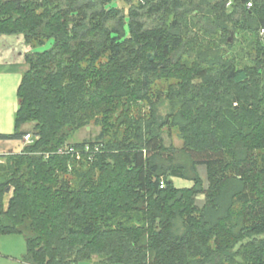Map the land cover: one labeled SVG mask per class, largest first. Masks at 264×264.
Returning <instances> with one entry per match:
<instances>
[{"label": "trees", "instance_id": "obj_1", "mask_svg": "<svg viewBox=\"0 0 264 264\" xmlns=\"http://www.w3.org/2000/svg\"><path fill=\"white\" fill-rule=\"evenodd\" d=\"M261 29L264 0H0V36L50 41L0 134L33 136L0 154V236L31 264H264Z\"/></svg>", "mask_w": 264, "mask_h": 264}, {"label": "crops", "instance_id": "obj_2", "mask_svg": "<svg viewBox=\"0 0 264 264\" xmlns=\"http://www.w3.org/2000/svg\"><path fill=\"white\" fill-rule=\"evenodd\" d=\"M33 50H38V48L32 49L25 44L22 35L0 36V134L13 132V119L18 107L17 86L22 73L27 69L25 55ZM25 125L22 129L27 130ZM13 142L12 139L0 138V154L15 151L12 147ZM176 178L178 177L172 178L174 184ZM178 183L180 185L175 184L176 187L192 185V182L188 180H179ZM19 234L11 233L0 236V264H31L25 258V239Z\"/></svg>", "mask_w": 264, "mask_h": 264}, {"label": "rangeland", "instance_id": "obj_3", "mask_svg": "<svg viewBox=\"0 0 264 264\" xmlns=\"http://www.w3.org/2000/svg\"><path fill=\"white\" fill-rule=\"evenodd\" d=\"M26 44V43H25ZM28 45V44H27ZM50 45V41L49 42H47L45 45H44V47H48ZM30 46V45H29ZM44 47H38V50H41V49H43ZM25 125V124H24ZM31 124H29V123H27L26 125H25V127H27V129H30L31 128V126H30ZM100 130H101V127H100V125H96V124H94V123H90V124H88V125H85V126H83V127H81V128H79L78 129V131H76L72 136H71V138L69 139L70 141H72V142H78V141H82L83 139H94L97 135H98V133L100 132ZM165 140H166V143H173V145L175 146V147H179L180 145H181V140L178 138V136H177V133H176V128L174 129H172L171 130V136L170 137H168L167 136V134L165 133ZM23 142L22 141H18V140H14V142H13V148H14V150L15 151H18L19 150V147L21 146V144H22ZM20 145V146H19ZM22 147V146H21ZM21 149V148H20ZM2 159H0V161H1ZM199 172H200V174H201V176L204 178V175H205V169H204V167L203 166H200L199 167ZM179 180H183V181H185V180H187V179H183V178H176V180H174L175 181V184L177 185H180L178 182H179ZM205 180V179H204ZM188 181H190V180H188ZM205 184H206V182H205ZM10 197V193H7L6 194V196H5V202H7V200H8V198ZM203 199H204V197H203V195H199L198 197H197V200H196V203H197V205L198 206H201L202 205V203H203ZM19 234V233H18ZM19 235H21V236H23L22 234H19ZM79 264H91L89 261H82V262H80ZM111 264H125V263H122V262H114V263H111Z\"/></svg>", "mask_w": 264, "mask_h": 264}, {"label": "built area", "instance_id": "obj_4", "mask_svg": "<svg viewBox=\"0 0 264 264\" xmlns=\"http://www.w3.org/2000/svg\"><path fill=\"white\" fill-rule=\"evenodd\" d=\"M247 7L251 6V2H247L246 4ZM260 34L264 35V30H260ZM33 140V136L30 133H26L25 135H23L22 141L23 144L26 143H31ZM100 144H90V143H85L83 144L81 147L76 148L72 145H63L57 148V150L55 151L58 154H70L71 156L75 157L76 159H81V157L86 154L87 158L89 160H92L95 153H98L99 149H100ZM164 183L161 180L160 181V186L163 187Z\"/></svg>", "mask_w": 264, "mask_h": 264}]
</instances>
